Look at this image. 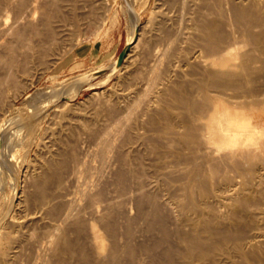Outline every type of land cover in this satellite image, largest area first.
I'll return each instance as SVG.
<instances>
[{
	"label": "rangeland",
	"instance_id": "rangeland-1",
	"mask_svg": "<svg viewBox=\"0 0 264 264\" xmlns=\"http://www.w3.org/2000/svg\"><path fill=\"white\" fill-rule=\"evenodd\" d=\"M15 1H13V0H0V2L2 3V4L0 3V7H1L0 8V22L5 26L4 27L2 24L0 25V29H1L0 34L2 32V35H0V56H1L0 57V76H2L0 78L2 80H0V82L1 81L3 83L5 82V84H3V85H1L2 83H0V85H1L0 89L5 90L3 88L5 86H6L5 88L7 89V90H5L6 91L5 93H7V94H5V96H4V99H5V97H7L6 98L7 100H5L3 105H0L1 106V108H0V126H1L0 130L3 131L2 133L5 134V138L8 140V143H10V150H11L12 159L13 158L15 159V160L14 159L13 160L16 162V165H17L16 168L13 170V169L5 166V164H3V162L2 163L0 162V166H1V168H0V237H1V235L3 236L0 238V249L3 246L5 247L4 257H5L6 261L8 260L7 263L10 264V260L12 258H14L15 260L12 259L13 262L18 261L17 262L18 264H34V263L35 264H40V263L44 264L45 262H47L46 259L49 262L48 264H53L54 262L52 260H55V256L52 257L53 254L49 250V246H48V244H49L48 239H50V235L53 233V231H54V233H58V234L64 235V236L67 234L66 235L67 238L69 237V239L74 240L76 235H77L75 232V228H74L75 227L74 222H76V220H79V218L82 216L81 214H83V217L80 218L81 221H85L86 223L91 221L90 219L92 216L89 215L90 214L89 208L88 209L86 208V207H88L87 205L89 204V200H88V196L85 193H88L89 191L95 192V190L97 191L100 188H101L100 190H102V188H103L102 192H104L105 193L104 195L107 197L108 196L114 197V195H116L118 193L119 185L117 182V174H118V171L120 169V166H122L120 163L118 155L122 151H123L122 152L123 154L127 153L126 155H128V156H126V158L128 157L126 160L127 167L129 168V166H130L131 168L134 167L135 168L134 170L137 169V171H138L137 174H139L140 178L139 177L134 178V180H133L134 176L131 174L129 175V173H128V175H126L127 178L125 177V179H124V181H126V183H124V185L126 184L125 185L126 187L124 188L125 189L124 196L119 195L120 194V192H119V194H117L118 197L115 198L116 197L115 196L114 199H112L114 202V205L115 204L118 205V206H115L116 208L113 207L116 215H122L123 214L121 216V220H124V221L121 222V220H119L120 218H118L119 223L120 224L123 223V224H121V226L125 225L124 223H126V220L124 218L125 217L124 213L128 214V215L126 214L127 215L126 217H130V216L133 217V215L135 217V213H136L137 219L135 220L134 223H135V225L136 224H138V225L133 226V228L136 230L135 231V239L137 241L135 240V242H137L138 244H140L142 242V244H144V245H152L153 243L161 242L160 240H162V243H161L160 247L158 248L159 251H160V249H163L165 246H167L169 243L177 244L178 243V237L173 233V230L176 227V224H174V223H176L175 217L181 216L182 212L187 210V208H185V210H182V209L184 207L183 205L188 203V202H186L187 198L184 199L186 196H183V194L185 195L186 192H184L185 190H184V188H182L183 183H181L182 182V175H183L182 171H184V169H186L187 167H189V169H191L193 167L192 165H194V164L192 162H190L191 163L190 164L189 162L184 161V159L186 157L191 158L192 153L190 151H188L187 149H185V146L183 147L180 143L177 142V139L175 138L176 135H174L175 134L174 131H172V133H173L172 134L171 131L170 132L168 131L169 129H166V125H165L166 119H164V118L166 115L169 116V113H170L169 117L173 116L172 117L173 120L171 118L170 119L172 120L171 122H173V125H175L174 130L175 131L182 130V128L180 127V123H179L180 121H178V120L181 118V115L182 116L184 115L183 113H185V115L188 113H187L186 109L183 108L184 104L182 105V103L179 102L180 100H181V102H183L182 98H180V100H179V98H176V97L179 96L180 94H181L180 96H182V93L185 94L186 92L190 93V92L194 91V93H195V87L193 86L192 81L195 80L194 79L195 77L197 78L198 76H200L199 74H200V70L202 67L201 65H199L197 59H200V58L204 59V56L206 54H207L206 56H208V59H209V56L212 54V53H209L207 51L208 49H205L204 47L203 48L206 50V53L205 54L203 53L205 50L202 52L204 54V56L201 53V51H202L201 49H203V48L200 49V47H201L200 45L202 44V40H200V39H201L202 35H200L201 31L198 28H199V24H201V22H203V20H205V18H206L205 16L207 15L208 17H210L211 13H213V10L217 8L216 7L217 4H215L216 0L215 1H213V0L212 1L211 0H204V1L203 0H133V2H131L132 0H55V1L37 0L38 3L37 2L36 3L38 5L42 2L41 4L43 5V7H42L43 9H44V6L46 7V10L48 8L49 9L51 8L50 12L52 11L53 14H51L50 12H49V14L53 15V17L51 16L52 20H54V21H52V24L55 23L54 27L57 25L55 28L57 29L56 30L57 33L60 34V35L57 34V39L55 40V43H53L51 47H50V44L48 43V41L46 42L42 38V37L47 38L46 34L48 31L46 29V26L42 25L43 19H42V16L40 15L39 12H35L34 14H32V18H31V16L27 17V18H31L33 20V21L31 20L32 21V23L30 22L31 24L29 23L30 25L29 24L24 25V26L21 25V29H22V27H23V29L25 27H27L23 31V32H25V35H26L25 37L23 35L24 33L22 34V36L16 37V35L11 34L5 30L2 31V29H5L8 25H10L12 23L11 19H12V21L14 20V17L12 14H13V11H15V9H14L15 7H13L14 4L16 5ZM49 1L56 2V6L54 3H49ZM224 1L222 0V2H221L222 5L220 4V7L222 6L221 8L223 10L222 18L224 19V21H226L225 22L226 24L231 25L230 22L228 23V21H230V16H231L229 14V7H230L229 4L231 2H234V1L238 2V3L241 2V4H242V3H245L247 0H230V1L228 0V2H227V0H226V2H224ZM26 2L25 3L27 5H25L24 8L25 9L27 8L26 9L27 11H23V12H25L26 14H30L33 12V10H32L33 5L30 3V0H27ZM44 2H46V4ZM211 2H213V3H211ZM207 3H208V5H207ZM51 4L54 7H50ZM213 4H215V5H213ZM224 5L226 7L228 6V8H226ZM212 7H214V8L212 9ZM209 12H211V13H209ZM225 12H227V13H225ZM46 13H48V11H46ZM208 13H209V15H208ZM225 15H227V16H225ZM181 20H182V22H181ZM36 21H39V22H36ZM36 25H37V28L40 30L39 31L40 34L41 33L42 34L39 35L38 37H37V35H33V38H32L31 37L32 36L31 35V31H32L31 28L32 27L34 28ZM236 25H237L236 23L232 24L231 26H228V27H230V29L229 28L228 29L229 30H236V29H233V28L237 27ZM184 26L186 27V29ZM28 27H30V28H28ZM237 28H239V27H237ZM27 29H29L31 31L28 30L29 32H27ZM237 32H236V35L238 36L237 38H239L238 41L240 44L239 50H243L245 48V46H243L242 37L240 39V35H239L240 33L239 32L237 33ZM27 34H28V36H27ZM193 36H195L196 39ZM15 37L17 38V40L15 39ZM40 37L42 38V40L40 39ZM134 37L135 38L139 37L140 40L138 43L139 46L132 49L133 44L131 42L134 39ZM178 37H179V39H178ZM20 38H21V40H25L27 38L28 39L25 41H20ZM29 38H31L32 39L31 42L35 44L34 49L36 50V52L38 51L37 53L35 52V50H33V52L31 51L33 53L32 54L31 52H29L31 49H28L25 46H24L25 49L23 48L24 43L29 41ZM180 39H182V41H180ZM194 39L196 40V42ZM202 39H203V36H202ZM186 40H187V42H186ZM183 41H185V42H183ZM189 41H190V43H189ZM1 43H2V45H1ZM11 43H12V45H11ZM46 43L49 45H46ZM126 43L131 44V46H130L131 51H130V49L128 51V52H130V56L128 57V59L125 58L126 60L125 59L123 60V63L121 64V66L118 69H115L113 67L115 64V58H116L117 54L119 53V51L124 47V45ZM188 43L191 45H189ZM184 44H186V45H184ZM38 45H40V46H38ZM193 45H194V47H193ZM46 46H48V47H46ZM174 46H175V48H173ZM11 47H13V48L10 49ZM40 47H42V48H40ZM6 48H9L11 51L9 49H6ZM43 48H45L46 50ZM179 48H180V50H179ZM185 48H187L189 50H187ZM42 49H43V51H42ZM166 49H167V51H166ZM182 49H184L185 52ZM190 49H192L191 53H190ZM5 51H6V53H5ZM27 51L29 52L28 55L30 56V57H28L29 58L28 61H30L28 63L29 64L28 72H26L24 74L21 72H18L17 75L15 76L16 80L13 78V76L7 78L8 80H6L5 76L8 73L7 70H10L9 64H7V63L8 62L10 63L12 58L14 60H17V62H18L20 60V58L24 57V55H25V53H27ZM44 52H47V53H44ZM160 52H161V54H160ZM187 52H188V54H187ZM167 53H170V54H167ZM198 53H201L202 55L201 54H199V55H201L202 57L200 56V58H197V57H199ZM150 54H151V56H150ZM2 55H3V57H2ZM44 55H46V56H44ZM31 57H32V59H31ZM156 58H157V60H156ZM7 59H8V61H7ZM154 60L157 62H155ZM159 60H160V62H159ZM171 60H173V61H171ZM21 61H22V59L20 60V62ZM37 66L39 69L37 68ZM16 67H17V65L13 66V68H14L13 72L16 71L15 70ZM161 68H162V70H161ZM98 69H106V70L104 71V73H102L98 76H94V74H93L94 71L98 70ZM173 69H174V71H173ZM198 69H200V70H198ZM161 74H162V76H161ZM178 74H179V76H178ZM188 74H189V76H188ZM193 74H195V75H193ZM151 75H152V78H151ZM184 77H186V78H184ZM10 78H11V80H10ZM170 79H173V81ZM188 79H191V80H188ZM17 81H18V83H17ZM184 81H186V82H184ZM261 83H262V81H261ZM168 84H171V85H168ZM258 84H260L259 81H258ZM157 85L159 88L157 87ZM174 86H176V87H174ZM169 87H171V88H169ZM177 87L179 88V90L177 89ZM180 89H181L182 93L180 92V94H179L178 92L180 91ZM185 90H186V92H185ZM146 91H147V94H146ZM174 91H176L175 92L176 96H174L175 93L173 94ZM188 93H186V94H188ZM211 94H214V91L211 92ZM157 95H158V97H157ZM194 97L196 98V96H194ZM197 97H198V95H197ZM172 98L174 99L175 102L173 101ZM223 99L225 101L230 100V98H225V97H223ZM146 100H149V101H146ZM144 101H146V102H144ZM140 102H142V103H140ZM160 102H161V104H160ZM39 104L41 107V111L39 113L40 116H37L33 120L31 118L29 120L22 121L21 123H18L20 121V119H18V118H20L22 116V113L25 110H27L30 107L39 105ZM155 105H156V107H155ZM160 105H161V107H159ZM165 105H167V106H165ZM177 105H180V106H177ZM146 106H148V107H146ZM115 108H117V109L115 110ZM161 109H162V112H161ZM172 109H173V111H172ZM177 109L181 113L182 112L183 113L181 114L179 111H177ZM183 109L185 110V112ZM125 110H126V112H125ZM164 111H168L169 113L165 112V114H164ZM117 112H120L121 114L117 113ZM157 112H159V113H157ZM249 113L252 115H256V116H254V119H253L254 121L257 120V122L255 124L256 125L255 128H259L261 130L259 133L256 134L255 140L261 141L260 140L261 138H262V140H264V112H259V109H254V110H251ZM130 114H132V115H130ZM154 114H156V115H154ZM163 114H164V116H163ZM126 116H128L129 118L126 119ZM138 116H139V118H138ZM147 116H148V118H147ZM152 116L153 117L156 116L155 120ZM156 118H158V119H156ZM148 119H150V120H148ZM31 120H32V122H31ZM144 120H147L146 123ZM152 120H153V122H151ZM109 121H111L113 124ZM122 121H123V123H122ZM25 122L27 123L26 125L24 124ZM30 122H31V124H29ZM127 122H129V123L127 124ZM143 122L145 123V125H143ZM159 122L162 124H160ZM132 123H134V125ZM175 123H177V125ZM122 124H123V126H122ZM129 124H131L133 126H131ZM19 125H21V127ZM161 125H162V127H161ZM147 126H148V128H146ZM163 126H165L164 130H162ZM176 126L178 127V129H176L177 128ZM115 127H116V129L114 131ZM123 127L126 129H124ZM101 128H103V130ZM145 128L148 130H146ZM7 129H8V131H7ZM135 129H136V131H135ZM122 130H123V132H121ZM126 130H128L129 132ZM125 132L128 136L125 134ZM118 133L119 134L122 133L121 134L122 137ZM138 134H140V135L138 136ZM75 136H77V137H75ZM135 136H137V137H135ZM76 138H78L79 140ZM84 138H86V139H84ZM122 138H124V139H122ZM156 138H157V140H156ZM174 138L176 139V141ZM72 139L74 142L72 141ZM103 139H104V141H102ZM147 139H149V142ZM163 139H166V140H163ZM117 140L120 141V143ZM131 140H133V141H131ZM87 141H88V144H87ZM105 141H106V143H105ZM121 141H122V143H121ZM167 141H168V143H167ZM77 142L78 143L80 142V143L78 144ZM131 142H132V144H131ZM97 143L99 145H97ZM72 144H73L74 148L72 147ZM110 144H112V145H110ZM162 144L163 145L165 144V145L162 146ZM76 145L77 146L79 145L78 147L80 149H78V147ZM113 145H114V147H113ZM68 146H69V148H68ZM172 146H173V148H172ZM70 148H72L73 150L75 149V150L73 151ZM160 148L163 152L160 150ZM111 149L114 150L115 152L113 153V151ZM138 149H139V151H138ZM156 150H157V152H156ZM184 150H186V151H184ZM262 150L264 151V145H262V149L261 150L259 149V151H258V154L261 155L260 157L264 156V152L261 153ZM64 151H65V154L63 155ZM71 151H73V152L71 153ZM93 151H95V152H93ZM176 151H178V152H176ZM103 152H105V153L107 152L108 154H110V156L106 153L107 155L105 154L106 157L104 158ZM69 153L71 154V157L68 155ZM147 153H149L150 155H148ZM99 154H100V156H98ZM168 154H170V155H168ZM72 155H73V157H72ZM113 155L115 157H113ZM154 155H155V157H154ZM178 155H180V157ZM184 155L186 157H184ZM49 156L50 157L52 156V157L50 158ZM92 156H94V157H92ZM135 156H136V158H135ZM170 156H172V157L170 158ZM68 157H69V159H68ZM159 157L161 159H159ZM182 157H184V158H182ZM260 157L257 159L261 160ZM73 158H75V159H73ZM189 158H186V159L188 160ZM46 159H47V161H45ZM59 159H61V160H59ZM147 159L149 162L147 161ZM85 160H87V161H85ZM113 160H114V162H113ZM99 161L101 163H99ZM131 161L134 162L133 163L134 166L132 165ZM136 161H137V163H136ZM49 162H50V164H49ZM57 162H59V163L57 164ZM102 162H106V163H102ZM115 162L118 165H116ZM176 162H177V166H176ZM85 163H86V165H85ZM254 163H257V162H254ZM181 164H182V167H181ZM188 164H190V165H188ZM52 165H54V166H52ZM48 166H49V168H48ZM83 166L85 168H83ZM90 166H91V168H90ZM151 166H152V168H151ZM155 166H156V168H154ZM190 166H192V167H190ZM142 167L143 168L145 167L144 168L145 171L143 170ZM163 167H165V169ZM56 168H58V169H56ZM115 168H117V169H115ZM158 169H159V171H158ZM61 170H63V171H61ZM70 170L72 172H70ZM170 170H172V171H170ZM187 170H188V168H187ZM55 171H57V172H55ZM113 171H114V173H113ZM156 171H158V172H156ZM109 172H111V174ZM171 172H172V174H171ZM69 173H70V175H69ZM71 173H72V175H71ZM46 174L50 175V176L47 177ZM66 174H68V175H66ZM163 174L166 176H164ZM43 175H45V176L43 177ZM62 175H64V176L62 177ZM107 175L109 178L107 177ZM142 175L144 178L142 177ZM155 175H156V177H155ZM95 176H96V178H95ZM45 177H47V178L44 179ZM135 177H137V176H135ZM167 177H169V178L166 179ZM147 178L150 180H148ZM47 179H48V181H47ZM72 179H74V180H72ZM139 179H141V180H139ZM64 180H65V183H63ZM82 180H85V181H82ZM93 180H94V182H93ZM143 180H146V181H143ZM70 181H71V183H70ZM172 181H173L174 185L172 184ZM179 181L181 184L179 183ZM48 182H50V183H48ZM41 183H43L44 185ZM40 184L42 186H40ZM63 184L66 185V187ZM95 184H96V186H95ZM162 184H164V185H162ZM52 185H54L55 187L53 186L51 189L50 187ZM135 185L136 186L139 185L137 187L138 190L136 189ZM93 186H95V187H93ZM39 187H42L44 189L39 188ZM66 188L68 191L66 190ZM115 188H116V190H115ZM21 189L23 190L22 192H21ZM106 189H107V191H106ZM158 189H160V190H158ZM162 189H163V191H162ZM77 190H78V192H77ZM79 190L80 191L83 190L84 192L88 190V192L84 193L82 191L83 192V194H82V192H79ZM154 190L156 192H154ZM115 191H117V192H115ZM126 191L128 194L126 193ZM111 192H112V194H111ZM147 192H148V194H147ZM166 192H167V194H169L170 192L171 193L169 195H167ZM174 192L175 193L177 192V193L175 194ZM20 193H21V195H20ZM151 193L156 194V196L160 195L158 197V198H160V200L162 198V199H166L165 201H167V204H164L162 206L161 211H162L163 216L165 215V213L167 211V213H166L167 216L165 215V217H164L166 219V220H164L165 221L164 224L169 222L165 225L166 229L169 228L168 230L170 231V234L168 235L169 239L167 237L168 240L164 239L163 235H161L162 231L160 229V225L156 226L157 223L155 221H153V222H155V224L152 222L151 218H153V216L151 215V212H149V211H151V209L148 208L149 206L151 207V205H150V202L147 201V199H146V194L151 195ZM178 193H181V194H178ZM19 196H21V202H20L19 206L16 207L15 205H16V202L18 201ZM39 196H40V198H39ZM43 196H44V198H43ZM80 196H81V198H80ZM120 196H122V197H120ZM130 196H131V199H130ZM171 196L174 198H172ZM175 196H177V197H175ZM180 196H182L183 198ZM35 197H37V198H35ZM82 197H84V198H82ZM86 197H87V199H86ZM119 197H120V200H117V199H119ZM66 198H68V199H66ZM73 198H75V199H73ZM110 199H111V197H110ZM115 199H116V201H115ZM142 199H143V201H142ZM171 199H173V200H171ZM53 200H54V202H53ZM39 201L41 203H39ZM117 201H119V203H116ZM135 201H136V203H135ZM181 201H183V202H181ZM76 202L79 205V207L76 204ZM120 202H122L123 204L122 203L120 204ZM132 202H134V203H132ZM140 202H141V204H140ZM51 203H52V205H51ZM68 203H69V205H68ZM126 203H129V204L126 205ZM130 203H131V205H130ZM181 203H183V205ZM64 204L69 206L68 209H67V206ZM119 205H121V206H119ZM35 206H37L38 208ZM49 206H51V207H49ZM61 206H62V209H61ZM179 206H181L182 208ZM52 207H54L53 210L50 209ZM76 207H77V209H76ZM117 207L119 210L117 209ZM20 208H21V210H20ZM74 208H75V210H74ZM78 208H80L81 210H79ZM121 208L124 210H122ZM37 209H38V211H37ZM48 209L52 210L51 213H50V210H48ZM66 209H67V211H66ZM180 209H181V211H180ZM77 210H79L80 212L82 211L81 214H78L79 211H77ZM126 210H128V211H126ZM138 210H143V212L140 214V213H138ZM44 211L45 212L47 211L46 214ZM83 211H85V212H83ZM146 211L149 213H147ZM61 212L63 213V215H61L62 214ZM65 212L71 213V214L68 213L70 218H67V216H64ZM132 213H134V214L132 215ZM179 213H181V214H179ZM11 214H13L14 217L16 216V218H18V220L23 221V222H21V224L18 226L14 225L15 227L14 226L12 227L13 222H11V220H8V219H10ZM142 214L144 215V217L147 218V220H146V218H145V220L144 219L142 220V218H144V217H142ZM148 214H150V215H148ZM71 215H72V217H71ZM79 215H80V217H79ZM84 215L86 216L85 218H84ZM137 215H139V216H137ZM62 217H63V219L61 220ZM148 217H150V218H148ZM65 219H69V220L68 221L66 220L67 222L63 221ZM82 219H84V220H82ZM139 219H140V221H139ZM45 223L48 225H46ZM149 223H152V224L150 225ZM168 224H169V226H168ZM3 226H4V228H2ZM66 226H68V227H66ZM154 226H156V227H154ZM182 227L184 228V230L186 229L188 231L187 226L182 225ZM98 228H99V226H98ZM62 229H64V230H62ZM153 229H155L154 231L156 233L153 231ZM12 230H14V231H12ZM21 230H22V232H20ZM150 230H151V232H149ZM46 231L48 232L49 235L47 234ZM71 231H72V233H70ZM100 231H102V230L100 229ZM139 231H140V233H139ZM171 232H172V234H171ZM142 233L143 234L146 233L145 234L146 236L143 235ZM137 234H140V235H137ZM105 235L106 234L104 232H102L103 241H104V249L102 252H105V253H101V255L99 257L94 256L93 257L94 263H97V262L99 263L100 261H102V257H105V255L107 253V249H108L107 247L109 246V239L107 237H105ZM136 236H137V238H136ZM149 236H151V237L149 238ZM158 236H159V238H158ZM41 237H42V239H41ZM27 239H29V240H27ZM147 240H148V242H147ZM176 241H177V243H176ZM120 242H121V240H120ZM40 243H41V245H40ZM29 245H30V247H29ZM259 245L263 246V243L259 242ZM45 248H46V250H45ZM90 251H91V248H90ZM11 252H13V254ZM14 253H16V254L14 255ZM9 257H11V258H9ZM35 257H37V258H35ZM52 258H54V259H52ZM62 259L64 260V264H68V263H70V264H72V263L73 264H79V263L82 264L80 259L78 257H76V255L72 256L71 253L70 254L69 253L64 254ZM15 262H14V264H15Z\"/></svg>",
	"mask_w": 264,
	"mask_h": 264
},
{
	"label": "bare ground",
	"instance_id": "bare-ground-1",
	"mask_svg": "<svg viewBox=\"0 0 264 264\" xmlns=\"http://www.w3.org/2000/svg\"><path fill=\"white\" fill-rule=\"evenodd\" d=\"M15 1V0H13ZM27 1V0H26ZM25 0H16L15 11H13V17L14 20L11 19V24L8 25L5 29H2V31H7L11 34L16 35V37L22 36V34L25 35V27L21 29V25H27L30 22L32 23V14L35 12H39L42 16L43 23L42 25L46 26L47 29V38H44V41H48L50 44V47L53 43H55V40L57 39V29L54 27V24H52V17L53 15H50V9L48 8L46 10V7L44 6V9L42 8L40 4L38 5L37 0H30V3L33 5V12L30 14H26L23 11H27L24 6L27 5ZM55 1V0H51ZM54 3L56 6V2ZM204 1V0H203ZM212 1V0H211ZM215 1V0H213ZM224 1V0H223ZM230 1V0H229ZM3 2V1H2ZM7 2V1H6ZM26 2V3H25ZM37 2V3H36ZM40 2V1H39ZM133 2V0L131 1ZM210 2V1H209ZM217 8L213 10V13H211L210 17L207 15L205 16V20L199 24V30L201 31L202 44L200 45L201 48L208 49L207 51L209 53H212L209 56H204L206 53V50L203 48L201 49V53L204 56L203 58H200L202 55L201 53H198L197 59L199 65H201L200 70V76L197 78L195 77L192 81L193 86L195 87V93L194 91L186 94L182 93V96H177L176 98H182L179 101L184 104L183 108L186 109L187 113H183L184 115H181V118L178 120L180 121V127L182 130L175 131L173 125V122H171L173 119L170 116V113L168 111H164L169 113V116L166 115L164 119H166V129H169L168 131L172 133L174 131L175 138L177 139V142L180 143L183 147L185 146V149L190 151L192 153L191 158L188 160L184 159L185 162H192L194 165L190 166L191 169L187 168L184 169L183 175H182V182L184 188L185 195L184 199L187 198L188 202L187 204L181 203L184 207L181 216L175 217L176 227L173 230V233L178 237V243L173 244L169 243L167 246H165L163 249L158 250L160 247L161 242H155L152 245H144L142 242L138 244L135 242V229L133 226L135 225V220L137 219L136 213L134 217V213H132L133 217H126L128 214L124 213V218L126 220V223H124V226H121L123 223H119V220H121V216L123 215H116L114 208V202L112 199L117 198L119 195L124 196L125 194V185L126 181H124L126 175H133L134 178H138L139 174H137V169L135 168H129L126 164V154H123L122 152L119 153V160L122 166H120V169L117 174V182L119 185V191L116 195L110 196L108 198L105 196L104 192L102 190H95L92 192L85 193L88 196L89 204L86 207L89 208V215H91V221L85 222L81 221L80 218L83 217V214L79 210V213L82 216L79 215V220H76L75 223V232L76 237L74 240L67 238L66 235H60L58 233H53L50 235V239H48V246L49 250L52 252V257L55 256V260H51L54 262L53 264H64V260L62 259L63 255L66 253H71L72 256L78 257L82 264H264V156L260 157L261 155L258 154L259 149H262V145H264V140L262 138L261 141L255 140V136L257 133H259L261 130L256 127V121H254V116L249 112L254 109H259V112H264V0H247L245 3L241 2H231L229 4V14L230 16V24H237L236 26L239 27L233 28L236 30H229L231 26L229 24H226L224 19L222 18V6L220 7V4L222 0H216ZM226 2V0L224 1ZM223 2V3H224ZM228 2V0H227ZM1 3V2H0ZM29 3V4H30ZM46 4V2H44ZM43 3V4H44ZM206 3V2H205ZM213 3V2H211ZM2 4V3H1ZM11 4V3H10ZM30 4V5H31ZM213 4V5H215ZM132 5V4H131ZM204 5V4H203ZM208 5V3H207ZM222 5V4H221ZM29 6V5H28ZM225 6V5H224ZM223 6V7H224ZM3 7V6H2ZM11 7V6H10ZM12 7V8H13ZM50 7H54L52 4ZM205 7V6H204ZM226 7V6H225ZM224 7V8H225ZM1 8V7H0ZM24 8V9H23ZM32 8V7H31ZM214 7H212L213 9ZM228 8V6L226 7ZM59 9V8H58ZM206 9V8H205ZM48 11V13H46ZM55 11V10H54ZM209 11V10H208ZM226 11V10H225ZM228 11V10H227ZM15 12V13H14ZM202 12V11H201ZM51 14L52 11L50 12ZM208 13V15H209ZM227 13V12H225ZM3 14V13H2ZM37 14V13H36ZM56 14V13H55ZM54 14V15H55ZM15 15V16H14ZM39 15V16H40ZM202 15V14H201ZM28 16H31V18H27ZM38 16V17H39ZM52 16V17H51ZM227 16V15H225ZM37 17V16H36ZM56 17V16H55ZM59 17V16H58ZM232 17V18H231ZM26 18V19H25ZM197 18V17H196ZM34 19V18H33ZM54 19V18H53ZM58 19V18H57ZM228 19V18H227ZM32 20V21H31ZM40 20V19H39ZM198 20V19H197ZM196 20V21H197ZM59 21V20H58ZM61 21V20H60ZM6 22V21H5ZM39 22V21H36ZM182 22V20H181ZM200 22V21H199ZM198 22V23H199ZM8 23V22H7ZM30 23V24H31ZM41 23V22H40ZM39 23V24H40ZM2 23L0 22V25ZM29 24V25H30ZM37 24V23H36ZM161 24V23H160ZM166 24V23H165ZM173 24V23H172ZM3 25V24H2ZM38 25V24H37ZM37 25L31 30L27 29V32L31 31V37L33 38V35H37V37L40 34V30L37 28ZM164 25V24H163ZM191 25V24H190ZM198 25V24H197ZM4 26V25H3ZM188 26V25H187ZM234 26V25H233ZM5 27V26H4ZM44 27V26H43ZM42 27V28H43ZM167 27V26H166ZM185 27V26H184ZM30 28V27H28ZM60 28V27H59ZM58 28V29H59ZM229 28V29H228ZM178 29V28H177ZM184 29V28H183ZM182 29V30H183ZM186 29V27H185ZM188 29V28H187ZM1 30V29H0ZM29 30V31H28ZM42 30V29H41ZM45 30V29H44ZM163 30V29H162ZM239 32L240 39L242 37V43L245 48L243 50H239V41L236 35V32ZM166 32V31H165ZM187 32V31H186ZM237 32V33H238ZM164 33V32H163ZM162 33V34H163ZM169 33V32H168ZM174 33V32H173ZM172 33V34H173ZM30 34V33H29ZM153 34V33H152ZM161 34V33H160ZM165 34V33H164ZM171 34V35H172ZM193 34V33H192ZM2 35V32L1 34ZM196 35V34H195ZM198 35V34H197ZM28 36V34H27ZM43 36V35H42ZM199 36V35H198ZM15 39L17 40V38ZM36 37V38H37ZM171 37V36H170ZM177 37V36H176ZM195 38V36H193ZM40 37V39L42 40ZM184 38V37H183ZM187 38V37H186ZM189 38V37H188ZM19 39V38H18ZM24 39V38H23ZM28 39V38H27ZM25 39V40H27ZM177 39V38H176ZM179 39V37H178ZM196 39V38H195ZM194 39V40H195ZM8 40V39H7ZM21 40L20 41H25ZM31 38H29V41L25 42L23 45L27 47L28 49H31L29 52H33L35 44L31 42ZM38 40V39H37ZM60 40V39H59ZM139 37L134 38L132 40V49L136 48L139 43ZM185 40V39H184ZM192 40V39H191ZM34 41V40H33ZM36 41V40H35ZM182 41V39H180ZM40 42V41H39ZM42 42V41H41ZM161 42V41H160ZM164 42V41H163ZM171 42V41H170ZM185 42V41H183ZM182 42V43H183ZM187 42V40H186ZM193 42V41H192ZM191 42V43H192ZM196 42V40H195ZM190 43V41H189ZM188 43V44H189ZM200 43V42H199ZM39 44V43H38ZM43 44V43H42ZM46 43V45H49ZM164 44V43H163ZM179 44V43H178ZM187 44V45H188ZM194 44V43H193ZM2 45V43H1ZM6 45V44H5ZM12 45V43H11ZM166 45V44H165ZM176 45V44H175ZM186 45V44H184ZM191 45V44H189ZM197 45V44H196ZM40 46V45H38ZM3 47V46H2ZM43 47V46H42ZM40 47V48H42ZM48 47V46H46ZM55 47V46H54ZM53 47V48H54ZM194 47V45H193ZM5 48V47H4ZM11 47L10 49H12ZM20 48V47H19ZM18 48V49H19ZM22 48V47H21ZM39 48V47H38ZM151 48V47H150ZM154 48V47H153ZM166 48V47H165ZM175 48V46L173 47ZM178 48V47H177ZM198 48V47H197ZM9 49V48H6ZM9 49V50H10ZM17 49V50H18ZM25 49V48H24ZM45 49V48H43ZM42 49V51H43ZM52 49V48H51ZM162 49V48H161ZM187 49V48H185ZM46 50V49H45ZM44 50V51H45ZM56 50V49H55ZM58 50V49H57ZM171 50V49H170ZM175 50V49H174ZM180 50V48H179ZM184 51V49H182ZM181 50V51H182ZM189 50V49H187ZM11 51V50H10ZM25 53L22 61L20 60L17 62V60H12L9 64V69L7 70V75L5 76V79L12 77L16 80V75L18 72L26 73L29 70V62L28 57H30L28 54L29 52ZM54 51V50H53ZM131 51V49H130ZM157 51V50H156ZM155 51V52H156ZM167 51V49H166ZM177 51V50H176ZM175 51V52H176ZM192 49H190L191 53ZM13 52V51H12ZM31 52V53H32ZM36 52V50H35ZM38 52V51H37ZM36 52V53H37ZM58 52V51H57ZM179 52V51H178ZM185 52V51H184ZM6 53V51H5ZM47 53V52H44ZM153 53V52H152ZM151 53V54H152ZM183 53V52H182ZM33 54V53H32ZM39 54V53H38ZM43 54V53H42ZM49 54V53H48ZM53 54V53H52ZM150 54V56H151ZM161 54V52H160ZM170 54V53H167ZM172 54V53H171ZM188 54V52H187ZM196 54V53H195ZM201 54V55H199ZM35 55V54H34ZM47 55V54H46ZM44 55V56H46ZM154 55V54H153ZM174 55V54H173ZM186 55V54H185ZM32 56V55H31ZM36 56V55H35ZM58 56V55H57ZM130 56V52H128L125 56L126 59ZM148 56V55H147ZM156 56V55H155ZM179 56V55H178ZM181 56V55H180ZM1 57V56H0ZM3 57V55H2ZM170 57V56H169ZM175 57V56H174ZM185 57V56H184ZM191 57V56H190ZM202 57V56H201ZM41 58V57H40ZM47 58V57H46ZM124 58V59H125ZM32 59V57H31ZM42 59V58H41ZM125 59V60H126ZM180 59V58H179ZM47 60V59H46ZM51 60V59H50ZM152 60V59H151ZM157 60V58H156ZM195 60V59H194ZM8 61V59H7ZM39 61V60H38ZM43 61V60H42ZM155 61V60H154ZM173 61V60H171ZM185 61V60H184ZM6 62V61H5ZM41 62V61H40ZM157 62V61H155ZM160 62V60H159ZM164 63V62H163ZM181 63V62H180ZM193 63V62H192ZM197 63V62H196ZM45 64V63H44ZM152 64V63H151ZM166 64V63H165ZM176 64V63H175ZM195 64V63H194ZM17 65L15 68V72H13L14 68L13 66ZM154 66V65H153ZM166 67V66H165ZM38 68V66H37ZM36 68V69H37ZM39 69V68H38ZM47 69V68H46ZM195 69V68H194ZM159 70V69H158ZM162 70V68H161ZM37 71V70H36ZM174 71V69H173ZM164 72V71H163ZM162 72V73H163ZM191 72V71H190ZM189 72V73H190ZM170 73V72H169ZM173 73V72H172ZM164 74V73H163ZM20 75V74H19ZM30 75V74H29ZM156 75V74H155ZM160 75V74H159ZM195 75V74H193ZM192 75V76H193ZM162 76V74H161ZM165 76V75H164ZM179 76V74H178ZM189 76V74H188ZM2 77V76H0ZM19 78V77H18ZM152 78V75H151ZM163 78V77H162ZM186 78V77H184ZM188 78V77H187ZM13 79V80H14ZM160 79V78H159ZM158 79V80H159ZM164 79V78H163ZM0 80H2L0 78ZM11 80V78H10ZM9 80V81H10ZM23 80V79H22ZM173 81V79H170ZM186 80V79H185ZM191 80V79H188ZM160 81V80H159ZM162 81V80H161ZM258 81L260 84H258ZM262 81V83H261ZM13 82V81H12ZM186 82V81H184ZM1 85L5 84L2 81ZM18 83V81H17ZM16 83V84H17ZM165 83V82H164ZM168 83V82H167ZM174 83V82H173ZM191 83V82H190ZM157 84V83H156ZM160 84V83H159ZM176 84V83H175ZM0 85V86H1ZM7 85V84H6ZM161 85V84H160ZM171 85V84H168ZM179 85V84H178ZM190 86V85H189ZM6 87V86H5ZM5 87H3L5 90H7ZM9 87V86H8ZM158 87V85H157ZM168 87V86H167ZM176 87V86H174ZM185 87V86H184ZM1 88V87H0ZM159 88V87H158ZM171 88V87H169ZM192 88V87H191ZM9 89V88H8ZM155 89V88H154ZM157 89V88H156ZM179 90V88L177 87ZM190 89V88H189ZM3 89H0V105H3L5 100H7L4 96L6 91ZM147 90V89H146ZM192 90V89H191ZM212 90V91H211ZM151 91V90H150ZM157 91V90H156ZM172 91V90H171ZM214 91V94H211V92ZM164 92V91H163ZM169 92V91H168ZM176 91L173 92V94ZM158 93V92H157ZM147 94V91H146ZM161 94V93H160ZM169 94V93H168ZM55 95V94H54ZM149 95V94H148ZM162 95V94H161ZM198 95V97H197ZM225 95V96H224ZM228 97H227V96ZM7 96V95H6ZM56 96V95H55ZM145 96V95H144ZM176 96V93L175 95ZM196 96V98L194 97ZM158 97V95H157ZM161 97V96H160ZM173 97V96H172ZM230 98V100L225 101L223 99ZM140 98V97H139ZM156 98V97H155ZM149 99V98H148ZM163 99V98H162ZM173 99V98H172ZM143 101V100H142ZM149 101V100H146ZM144 101V102H146ZM166 101V100H165ZM174 101V99H173ZM177 101V100H176ZM155 102V101H154ZM175 102V101H174ZM135 103V102H134ZM139 103V102H138ZM142 103V102H140ZM148 103V102H147ZM159 103V102H158ZM155 104V103H154ZM153 104V105H154ZM161 104V102H160ZM164 104V103H163ZM176 105V104H175ZM33 106V105H32ZM113 106V105H112ZM144 106V105H143ZM167 106V105H165ZM180 106V105H177ZM117 107V106H116ZM148 107V106H146ZM152 107V106H151ZM154 107V106H153ZM156 107V105H155ZM158 107V106H157ZM161 107V105L159 106ZM169 107V106H168ZM182 107V106H181ZM1 108V106H0ZM138 108V107H137ZM142 108V107H141ZM140 108V109H141ZM113 109V108H112ZM117 108H115L116 110ZM130 109V108H129ZM133 109V108H132ZM144 110V109H143ZM184 110V109H183ZM41 111L40 104L30 107L27 110H25L22 113V116L18 119L20 121L18 123H21L22 121H26L32 118H36L37 116H40L39 113ZM114 111V110H113ZM131 111V110H130ZM129 111V112H130ZM140 111V110H139ZM149 111V110H148ZM173 111V109H172ZM177 111H179L177 109ZM126 112V110H125ZM145 112V111H144ZM150 112V111H149ZM162 112V109H161ZM171 112V111H170ZM176 112V111H175ZM174 112V113H175ZM180 112V111H179ZM185 112V110H184ZM112 113V112H111ZM120 113V112H117ZM153 113V112H152ZM155 113V112H154ZM159 113V112H157ZM181 113V112H180ZM181 113V114H182ZM121 114V113H120ZM124 114V113H123ZM143 114V113H142ZM146 114V113H145ZM163 114V116H164ZM21 115V114H20ZM132 115V114H130ZM137 115V114H136ZM153 115V114H152ZM156 115V114H154ZM160 115V114H159ZM115 116V115H114ZM120 116V115H119ZM162 116V115H161ZM102 117V116H101ZM117 117V116H116ZM132 117V116H131ZM143 117V116H142ZM153 117V116H152ZM156 117V116H155ZM155 117L154 120H155ZM16 118V117H15ZM129 117L126 116V119ZM139 118V116H138ZM141 118V117H140ZM144 118V117H143ZM148 118V116H147ZM146 118V119H147ZM151 118V117H150ZM161 118V117H160ZM172 120H171V119ZM259 118V117H258ZM103 119V118H102ZM113 119V118H112ZM152 119V118H151ZM158 119V118H156ZM163 119V120H164ZM170 121H169V120ZM17 120V119H16ZM15 120V121H16ZM31 120V122H32ZM132 120V119H131ZM134 120V119H133ZM150 120V119H148ZM160 120V119H159ZM35 121V120H34ZM71 121V120H70ZM114 121V120H113ZM145 123L147 120H144ZM7 122V121H6ZM29 122V121H28ZM31 122L29 124H31ZM111 122V121H109ZM118 122V121H117ZM125 122V121H124ZM132 122V121H131ZM134 122V121H133ZM153 122V120L151 121ZM158 122V121H157ZM85 123V122H84ZM112 123V122H111ZM123 123V121H122ZM129 122H127L128 124ZM143 122V125H145ZM150 123V122H149ZM160 123V122H159ZM27 124L26 122L24 123ZM33 124V123H32ZM71 124V123H70ZM109 124V123H108ZM113 124V123H112ZM134 125V123H132ZM138 124V123H137ZM162 124V123H160ZM177 125V123H175ZM36 125V124H35ZM72 125V124H71ZM86 125V124H85ZM102 125V124H101ZM131 125V124H129ZM128 125V126H129ZM131 125V126H133ZM148 125V124H147ZM155 125V124H154ZM21 127V125H19ZM24 126V125H23ZM22 126V127H23ZM29 126V125H28ZM34 126V125H33ZM69 126V125H68ZM109 126V125H108ZM119 126V125H118ZM123 126V124H122ZM125 126V125H124ZM150 126V125H149ZM3 127V126H2ZM127 127V126H126ZM137 127V126H136ZM135 127V128H136ZM162 127V125H161ZM163 126V129L164 130ZM177 127V126H176ZM1 128V126H0ZM34 128V127H33ZM72 128V127H71ZM82 128V127H81ZM124 128V127H123ZM148 128V126L146 127ZM145 128V129H146ZM150 128V127H149ZM158 128V127H157ZM180 128V129H181ZM93 129V128H92ZM97 129V128H96ZM103 130V128H101ZM116 127L114 128L115 131ZM119 129V128H118ZM126 129V128H124ZM134 129V128H133ZM137 129V128H136ZM135 129V131H136ZM165 129V130H166ZM178 129V127L176 128ZM98 130V129H97ZM101 130V131H102ZM148 130V129H146ZM145 130V131H146ZM160 130V129H159ZM8 131V129H7ZM100 131V132H101ZM128 131V130H126ZM3 131L0 130V162L5 164L8 168L15 169L16 168V162L12 159L11 150H10V143H8V140L5 138V134L2 133ZM112 132V131H111ZM123 132V130L121 131ZM129 132V131H128ZM133 132V131H132ZM165 132V131H164ZM107 133V132H106ZM116 133V132H115ZM137 133V132H136ZM141 133V132H140ZM102 134V133H101ZM104 134V133H103ZM110 134V133H109ZM119 134V133H118ZM122 134V133H121ZM121 134H119L121 136ZM126 134V132H125ZM164 134V133H163ZM166 134V133H165ZM169 134V133H168ZM173 134V133H172ZM7 135V134H6ZM86 135V134H85ZM90 135V134H89ZM127 135V134H126ZM125 135V136H126ZM140 134H138L139 136ZM152 135V134H151ZM88 136V135H87ZM112 136V135H111ZM118 136V135H117ZM128 136V135H127ZM166 136V135H165ZM170 136V135H169ZM172 136V135H171ZM8 137V136H7ZM77 137V136H75ZM122 137V136H121ZM130 137V136H129ZM137 137V136H135ZM162 137V136H161ZM105 138V137H104ZM118 138V137H117ZM127 138V137H126ZM125 138V139H126ZM144 138V137H143ZM149 138V137H148ZM174 138V139H175ZM74 139V138H73ZM72 139V141H73ZM78 139V138H76ZM86 139V138H84ZM110 139V138H109ZM113 139V138H112ZM119 139V138H118ZM124 139V138H122ZM121 139V140H122ZM155 139V138H154ZM168 139V138H167ZM173 139V138H172ZM175 139V141H176ZM79 140V139H78ZM106 140V139H105ZM135 140V139H134ZM149 142V139H147ZM157 140V138H156ZM166 140V139H163ZM170 140V139H169ZM81 141V140H80ZM97 141V140H96ZM104 141V139L102 140ZM118 141V140H117ZM123 141V140H122ZM121 141V143H122ZM133 141V140H131ZM142 141V140H141ZM171 141V140H170ZM74 142V141H73ZM110 142V141H109ZM120 143V141H118ZM128 142V141H127ZM72 143V142H71ZM78 143V142H77ZM80 143V142H79ZM78 143V144H79ZM96 143V142H95ZM106 143V141H105ZM104 143V144H105ZM112 143V142H111ZM117 143V142H116ZM160 143V142H159ZM168 143V141H167ZM9 144V145H8ZM74 144V143H73ZM72 144V147H73ZM88 144V141H87ZM109 144V143H108ZM125 144V143H124ZM128 144V143H127ZM132 144V142H131ZM150 144V143H149ZM176 144V143H175ZM242 144V145H241ZM97 145H99L97 143ZM112 145V144H110ZM130 145V144H129ZM165 145V144H164ZM162 144V146H164ZM174 145V144H173ZM180 145V146H181ZM215 145V146H214ZM77 146V145H76ZM79 146V145H78ZM77 146V147H78ZM121 146V145H120ZM132 146V145H131ZM142 146V145H141ZM152 146V145H151ZM161 146V145H160ZM161 146V147H162ZM114 147V145H113ZM123 147V146H122ZM127 147V146H126ZM153 147V146H152ZM166 147V146H165ZM178 147V146H177ZM69 148V146H68ZM74 148V147H73ZM76 148V147H75ZM117 148V147H116ZM125 148V147H124ZM146 148V147H145ZM150 148V147H149ZM155 148V147H154ZM173 148V146H172ZM180 148V147H179ZM178 148V149H179ZM72 149V148H70ZM78 149H80L78 147ZM97 149V148H96ZM106 149V148H105ZM104 149V150H105ZM137 149V148H136ZM166 149V148H165ZM59 150V149H58ZM62 150V149H61ZM73 150V149H72ZM75 150V149H74ZM73 150V151H74ZM86 150V149H85ZM95 150V149H94ZM112 150V149H111ZM118 150V149H117ZM124 150V149H123ZM133 150V149H132ZM131 150V151H132ZM161 150V148H160ZM175 150V149H174ZM49 151V150H48ZM71 151V153L73 152ZM78 151V150H77ZM113 153L115 152L112 150ZM125 151V150H124ZM139 151V149H138ZM143 151V150H142ZM162 151V150H161ZM166 151V150H165ZM186 151V150H184ZM50 152V151H49ZM84 152V151H83ZM95 152V151H93ZM98 152V151H97ZM117 152V151H116ZM134 152V151H133ZM157 152V150H156ZM163 152V151H162ZM178 152V151H176ZM183 152V151H182ZM189 152V153H190ZM264 151L262 150L261 153ZM48 153V152H47ZM51 153V152H50ZM49 153V154H50ZM59 153V152H58ZM68 153V152H67ZM75 153V152H74ZM77 153V152H76ZM99 153V152H98ZM107 153V152H106ZM105 152H103L104 158L106 157ZM112 153V152H111ZM143 153V152H142ZM169 153V152H168ZM65 154V151L63 155ZM93 154V153H92ZM108 154V153H107ZM106 154V155H107ZM150 155L149 153H147ZM146 154V155H147ZM52 155V154H51ZM71 157V154H68ZM80 155V154H79ZM78 155V156H79ZM89 155V154H88ZM96 155V154H95ZM110 156V154H108ZM134 155V154H133ZM143 155V154H142ZM141 155V156H142ZM145 155V156H146ZM170 155V154H168ZM55 156V155H54ZM100 156V154L98 155ZM140 156V155H139ZM167 156V155H166ZM180 157V155H178ZM48 157V156H47ZM50 157V156H49ZM52 157V156H51ZM50 157V158H51ZM63 157V156H62ZM67 157V156H66ZM73 157V155H72ZM75 157V156H74ZM94 157V156H92ZM113 157H115L113 155ZM117 157V156H116ZM138 157V156H137ZM144 157V156H143ZM155 157V155H154ZM172 156H170L171 158ZM174 157V156H173ZM182 157V158H184ZM257 159V158H259ZM55 158V157H54ZM84 158V157H83ZM89 158V157H88ZM87 158V159H88ZM136 158V156H135ZM142 158V157H141ZM167 158V157H166ZM169 158V157H168ZM64 159V158H63ZM69 159V157H68ZM75 159V158H73ZM80 159V158H79ZM98 159V158H97ZM115 159V158H114ZM143 159V158H142ZM159 159H161L159 157ZM164 159V158H163ZM162 159V160H163ZM175 159V158H174ZM53 160V159H52ZM51 160V161H52ZM61 160V159H59ZM71 160V159H70ZM84 160V159H83ZM90 160V159H89ZM109 160V159H108ZM116 160V159H115ZM133 160V159H132ZM258 160V161H257ZM18 161V160H17ZM47 161V159L45 160ZM50 161V160H49ZM64 161V160H63ZM80 161V160H79ZM87 161V160H85ZM107 161V160H106ZM118 161V160H117ZM116 161V162H117ZM141 161V160H140ZM148 161V159H147ZM159 161V160H158ZM168 161V160H167ZM179 161V160H178ZM71 162V161H70ZM82 162V161H81ZM108 162V161H107ZM110 162V161H109ZM114 162V160H113ZM115 162V163H116ZM132 162V161H131ZM130 162V163H131ZM149 162V161H148ZM257 162V163H254ZM259 162V163H258ZM40 163V162H39ZM43 163V162H42ZM55 163V162H54ZM59 162H57L58 164ZM76 163V162H75ZM87 163V162H86ZM85 163V165H86ZM99 163H101L99 161ZM106 163V162H102ZM134 162H132L133 165ZM137 163V161H136ZM48 164V163H47ZM50 164V162H49ZM70 164V163H69ZM88 164V163H87ZM97 164V163H96ZM112 164V163H111ZM146 164V163H145ZM152 164V163H151ZM162 164V163H161ZM174 164V163H173ZM179 164V163H178ZM186 164V163H185ZM191 164V163H190ZM188 164V165H190ZM38 165V164H37ZM36 165V166H37ZM46 165V164H45ZM61 165V164H60ZM89 165V164H88ZM87 165V166H88ZM107 165V164H106ZM116 165H118L116 163ZM167 165V164H166ZM175 165V164H174ZM47 166V165H46ZM54 166V165H52ZM51 166V167H52ZM105 166V165H104ZM134 166V165H133ZM139 166V165H138ZM137 166V167H138ZM148 166V165H147ZM146 166V167H147ZM164 166V165H163ZM177 166V162H176ZM35 167V166H34ZM65 167V166H64ZM108 167V166H107ZM116 167V166H115ZM182 167V164H181ZM1 168V166H0ZM30 168V167H29ZM49 168V166H48ZM61 168V167H60ZM82 168V167H81ZM83 168H85L83 166ZM91 168V166H90ZM89 168V169H90ZM97 168V167H96ZM143 168V167H142ZM145 168V167H144ZM143 168V170H144ZM152 168V166H151ZM156 168V166L154 167ZM165 169V167H163ZM34 169V168H33ZM37 169V168H36ZM39 169V168H38ZM51 169V168H50ZM58 169V168H56ZM102 169V168H101ZM109 169V168H108ZM117 169V168H115ZM52 170V169H51ZM60 170V169H59ZM79 170V169H78ZM88 170V169H87ZM103 170V169H102ZM112 170V169H111ZM139 170V169H138ZM151 170V169H150ZM157 170V169H156ZM174 170V169H173ZM42 171V170H41ZM54 171V170H53ZM63 171V170H61ZM145 171V170H144ZM154 171V170H153ZM159 171V169H158ZM156 171V172H158ZM161 171V170H160ZM165 171V170H164ZM163 171V172H164ZM172 171V170H170ZM181 171V170H180ZM52 172V171H51ZM57 172V171H55ZM54 172V173H55ZM70 172H72L70 170ZM84 172V171H83ZM90 172V171H89ZM92 172V171H91ZM117 172V171H116ZM143 172V171H142ZM166 172V171H165ZM176 172V171H175ZM179 172V171H178ZM42 173V172H41ZM47 173V172H46ZM68 173V172H67ZM98 173V172H97ZM106 173V172H105ZM111 174V172H109ZM114 173V171H113ZM168 173V172H167ZM181 173V172H180ZM20 174V173H19ZM39 174V173H38ZM44 174V173H43ZM50 174V173H49ZM76 174V173H75ZM85 174V173H84ZM107 174V173H106ZM166 174V173H165ZM172 174V172H171ZM47 175V174H46ZM60 175V174H59ZM68 175V174H66ZM70 175V173H69ZM72 175V173H71ZM74 175V174H73ZM87 175V174H86ZM98 175V174H97ZM148 175V174H147ZM152 175V174H151ZM154 175V174H153ZM157 175V174H156ZM155 175V177H156ZM164 175V174H163ZM181 175V174H180ZM179 175V176H180ZM20 176V175H19ZM45 175H43L44 177ZM50 175H47V177ZM52 176V175H51ZM64 175H62L63 177ZM82 176V175H81ZM92 176V175H91ZM94 176V175H93ZM105 176V175H104ZM113 176V175H112ZM137 176V177H135ZM166 176V175H164ZM23 177V176H22ZM34 177V176H33ZM38 177V176H37ZM45 177L44 179H46ZM70 177V176H69ZM79 177V176H78ZM98 177V176H97ZM108 177V175H107ZM130 177V176H129ZM128 177V178H129ZM143 177V175H142ZM66 178V177H65ZM71 178V177H70ZM74 178V177H73ZM88 178V177H87ZM96 178V176H95ZM109 178V177H108ZM127 178V177H126ZM140 178V177H139ZM144 178V177H143ZM164 178V177H163ZM167 177L166 179H168ZM40 179V178H39ZM56 179V178H55ZM64 179V178H63ZM148 179V178H147ZM59 180V179H58ZM74 180V179H72ZM86 180V179H85ZM82 180V181H85ZM106 180V179H105ZM113 180V179H112ZM128 180V179H127ZM141 180V179H139ZM138 180V181H139ZM150 180V179H148ZM147 180V181H148ZM162 180V179H161ZM171 180V179H170ZM41 181V180H40ZM48 181V179H47ZM61 181V180H60ZM69 181V180H68ZM97 181V180H96ZM101 181V180H100ZM146 181V180H143ZM163 181V180H162ZM166 181V180H165ZM36 182V181H35ZM51 182V181H50ZM48 182V183H50ZM58 182V181H57ZM63 182V181H62ZM89 182V181H88ZM94 182V180H93ZM99 182V181H98ZM110 182V181H109ZM130 182V181H129ZM141 182V181H140ZM160 182V181H159ZM44 183V182H43ZM41 183V184H43ZM53 183V182H52ZM61 183V182H60ZM65 183V180L64 182ZM68 183V182H67ZM66 183V184H67ZM71 183V181H70ZM92 183V182H91ZM135 183V182H134ZM147 183V182H146ZM151 183V182H150ZM170 183V182H169ZM180 183V181H179ZM180 183V184H181ZM39 184V183H38ZM40 184V186H42ZM58 184V183H57ZM81 184V183H80ZM89 184V183H88ZM131 184V183H130ZM148 184V183H147ZM173 184V181H172ZM44 185V184H43ZM56 185V184H55ZM64 185V184H63ZM90 185V184H89ZM88 185V186H89ZM92 185V184H91ZM98 185V184H97ZM108 185V184H107ZM142 185V184H141ZM144 185V184H143ZM159 185V184H158ZM164 185V184H162ZM171 185V184H170ZM174 185V184H173ZM54 185H52L50 188L52 189ZM66 187V185H64ZM75 186V185H74ZM73 186V187H74ZM96 186V184H95ZM93 186V187H95ZM114 186V185H113ZM134 186V185H133ZM136 186V185H135ZM139 186V185H138ZM138 186H136V189L138 190ZM145 186V185H144ZM147 186V185H146ZM154 186V185H153ZM157 186V185H156ZM55 187V186H54ZM69 187V186H68ZM83 187V186H82ZM87 187V186H86ZM92 187V186H91ZM177 187V186H176ZM181 187V186H180ZM42 188V187H39ZM63 188V187H62ZM75 188V187H74ZM78 188V187H77ZM85 188V187H84ZM83 188V189H84ZM141 188V187H140ZM143 188V187H142ZM162 188V187H161ZM160 188V189H161ZM174 188V187H173ZM32 189V188H31ZM44 189V188H42ZM48 189V188H47ZM92 189V188H91ZM150 189V188H149ZM158 189V190H160ZM166 189V188H165ZM171 189V188H170ZM41 190V189H40ZM54 190V189H53ZM62 190V189H61ZM67 190V188H66ZM85 190V189H84ZM112 190V189H111ZM116 190V188H115ZM134 190V189H133ZM132 190V191H133ZM140 190V189H139ZM153 190V189H152ZM23 190L21 189V192ZM60 191V190H59ZM63 191V190H62ZM68 191V190H67ZM79 190V192H82ZM107 191V189H106ZM113 191V190H112ZM163 191V189H162ZM161 191V192H162ZM169 191V190H168ZM176 191V190H175ZM40 192V191H39ZM76 192V191H75ZM78 192V190H77ZM82 192V194H83ZM114 192V191H113ZM117 192V191H115ZM135 192V191H134ZM154 192H156L154 190ZM180 192V191H179ZM196 192V193H195ZM41 193V192H40ZM43 193V192H42ZM65 193V192H64ZM127 193V191H126ZM145 193V192H144ZM159 193V192H158ZM171 193V192H170ZM169 193V194H170ZM175 193V192H174ZM177 193V192H176ZM175 193V194H176ZM112 194V192H111ZM128 194V193H127ZM148 194V192H147ZM146 199L150 202L151 207L148 208L151 209V215L153 216L152 222L155 221L157 225H160V229L162 231L161 235H163L164 239H167L168 235L170 234V231L166 229L164 224V220H166L163 216L161 208L164 204H167L166 199L160 200L158 198L159 196H156V194L147 195ZM167 194V192H166ZM167 194V195H169ZM181 194V193H178ZM177 194V195H178ZM195 194V195H194ZM21 195V193H20ZM35 195V194H34ZM104 195V196H103ZM110 195V194H109ZM143 195V194H142ZM31 196V195H30ZM42 196V195H41ZM47 196V195H46ZM66 196V195H65ZM75 196V195H74ZM77 196V195H76ZM120 196V197H122ZM48 197V196H47ZM46 197V198H47ZM119 199L117 200H120ZM129 197V196H128ZM170 197V196H169ZM172 197V196H171ZM177 197V196H175ZM182 197V196H180ZM37 198V197H35ZM40 198V196H39ZM38 198V199H39ZM42 198V197H41ZM44 198V196H43ZM81 198V196H80ZM84 198V197H82ZM133 198V197H132ZM138 198V197H137ZM174 198V197H172ZM183 198V197H182ZM52 199V198H51ZM68 199V198H66ZM75 199V198H73ZM87 199V197H86ZM125 199V198H124ZM131 199V196H130ZM169 199V198H168ZM12 200V199H11ZM44 200V199H43ZM50 200V199H49ZM48 200V201H49ZM173 200V199H171ZM183 200V199H182ZM24 201V200H23ZM22 201V202H23ZM67 201V200H66ZM116 201V199H115ZM125 201V200H124ZM143 201V199H142ZM184 201V200H183ZM181 201V202H183ZM21 202V196H19L18 201L16 202V207L19 206ZM33 202V201H32ZM37 202V201H36ZM54 202V200H53ZM70 202V201H69ZM74 202V201H73ZM87 202V201H86ZM148 202V203H149ZM185 202V201H184ZM39 203H41L39 201ZM84 203V202H83ZM116 203H119L117 201ZM122 202H120L121 204ZM134 203V202H132ZM136 203V201H135ZM138 203V202H137ZM146 203V202H145ZM144 203V204H145ZM32 204V203H31ZM36 204V203H35ZM62 204V203H61ZM72 204V203H71ZM77 204V202H76ZM80 204V203H79ZM123 204V203H122ZM129 203H126V205ZM141 204V202H140ZM37 205V204H36ZM40 205V204H39ZM52 205V203H51ZM66 205V204H64ZM63 205V206H64ZM69 205V203H68ZM78 205V204H77ZM84 205V204H83ZM131 205V203H130ZM149 205V204H148ZM181 205V206H182ZM186 205V206H185ZM23 206V205H22ZM67 206V205H66ZM72 206V205H71ZM75 206V205H74ZM121 206V205H119ZM123 206V205H122ZM136 206V205H135ZM179 206V207H181ZM26 207V206H25ZM37 207V206H35ZM43 207V206H42ZM48 207V206H47ZM51 207V206H49ZM69 206H67L68 209ZM79 207V205H78ZM114 207V208H113ZM167 207V206H166ZM38 208V207H37ZM44 208V207H43ZM84 208V207H83ZM136 208V207H135ZM139 208V207H138ZM182 208V207H181ZM54 209V207L50 208ZM48 209V210H50ZM62 209V206H61ZM66 209V211H67ZM77 209V207H76ZM118 209V207H117ZM116 209V210H117ZM122 209V208H121ZM142 209V208H141ZM145 209V208H144ZM165 209V208H164ZM21 210V208H20ZM23 210V209H22ZM50 210V213L51 211ZM75 210V208H74ZM119 210V209H118ZM117 210V211H118ZM124 210V209H122ZM163 210V209H162ZM167 210V209H166ZM172 210V209H171ZM14 211V210H13ZM38 211V209H37ZM64 211V210H63ZM128 211V210H126ZM137 211V210H136ZM169 211V210H168ZM181 211V209H180ZM43 212V211H42ZM45 212V211H44ZM47 212V211H46ZM45 212V214H46ZM85 212V211H83ZM143 210H138V213H142ZM147 212V211H146ZM147 212V213H149ZM54 213V212H53ZM62 213V212H61ZM71 214L70 212H68ZM67 212H65L64 216H67V218H70ZM145 213V212H144ZM143 213V214H144ZM171 213V212H170ZM10 214V213H9ZM77 214V215H78ZM127 214V215H126ZM130 214V213H129ZM142 214V217L144 215ZM42 215V214H41ZM51 215V214H50ZM63 215V213L61 214ZM76 215V216H77ZM147 215V214H146ZM150 215V214H148ZM19 216V215H18ZM22 216V215H21ZM52 216V215H51ZM63 216V217H64ZM118 216V217H117ZM139 216V215H137ZM167 216V215H166ZM23 217V216H22ZM25 217V216H24ZM48 217V216H47ZM61 218V220L63 219ZM72 217V215H71ZM86 216L84 215V218ZM89 217V216H88ZM118 218H120L118 220ZM139 218V217H138ZM146 217L142 218V220H145ZM150 218V217H148ZM27 219V218H26ZM45 219V218H44ZM72 219V218H71ZM87 219V218H86ZM123 219V218H122ZM150 219V220H151ZM173 219V218H172ZM171 219V220H172ZM11 222H13V225H20L21 222L14 217L13 214H11L10 219ZM7 220V221H8ZM30 220V219H29ZM37 220V219H36ZM58 220V219H57ZM68 221L69 219H65L63 221ZM84 220V219H82ZM147 220V218H146ZM28 221V220H27ZM53 221V220H52ZM66 221V222H67ZM72 221V220H71ZM124 220H121L123 222ZM140 221V219H139ZM138 221V222H139ZM168 221V220H167ZM10 222V221H9ZM29 222V221H28ZM58 222V221H57ZM137 222V223H138ZM148 222V221H147ZM151 222V221H150ZM155 222H153L155 224ZM32 223V222H31ZM30 223V224H31ZM50 223V222H49ZM62 223V222H61ZM6 224V223H5ZM46 224V223H45ZM64 224V223H63ZM69 224V223H68ZM134 224V225H133ZM141 224V223H140ZM147 224V223H146ZM150 225L152 223H149ZM44 225V224H43ZM48 225V224H46ZM66 225V224H65ZM173 225V224H172ZM182 225L187 226L188 231L182 227ZM10 226V225H9ZM36 226V225H35ZM59 226V225H58ZM99 226V228H98ZM147 226V225H146ZM154 226V227H156ZM169 226V224H168ZM15 227V226H14ZM68 227V226H66ZM4 228V226L2 227ZM32 228V227H31ZM47 228V227H46ZM55 228V227H54ZM159 228V227H158ZM13 229V228H12ZM51 229V228H50ZM100 229L102 231H100ZM138 229V228H137ZM141 229V228H140ZM146 229V228H145ZM173 229V228H172ZM26 230V229H25ZM34 230V229H33ZM64 230V229H62ZM155 229H153L154 231ZM14 231V230H12ZM9 232V231H8ZM22 232V230L20 231ZM36 232V231H35ZM47 232V231H46ZM65 232V231H64ZM102 232H104L109 239V246L107 247V253L105 257H102V261L99 263H94L93 257L97 256L99 257L104 249V241ZM151 232V230L149 231ZM155 232V231H154ZM72 233V231L70 232ZM140 233V231H139ZM153 233V232H152ZM156 233V232H155ZM14 234V233H13ZM24 234V233H23ZM39 234V233H38ZM48 234V232H47ZM46 234V235H47ZM143 234V233H142ZM146 234V233H145ZM143 234V235H145ZM160 234V233H159ZM172 234V232H171ZM12 235V234H11ZM10 235V236H11ZM49 235V234H48ZM140 235V234H137ZM150 235V234H149ZM155 235V234H154ZM22 236V235H21ZM146 236V235H145ZM1 237H3L1 235ZM0 237V238H1ZM23 237V236H22ZM45 237V236H44ZM47 237V236H46ZM140 237V236H139ZM151 236H149L150 238ZM156 237V236H155ZM137 238V236H136ZM145 238V237H144ZM147 238V237H146ZM159 238V236H158ZM173 238V237H172ZM4 239V238H3ZM6 239V238H5ZM16 239V238H15ZM22 239V238H21ZM39 239V238H38ZM42 239V237H41ZM44 239V238H43ZM142 239V238H141ZM155 239V238H154ZM153 239V240H154ZM169 239V237H168ZM167 239V240H168ZM29 240V239H27ZM45 240V239H44ZM121 240V242H120ZM35 241V240H34ZM137 241V240H136ZM139 241V240H138ZM145 241V240H144ZM170 241V240H169ZM174 241V240H173ZM262 241V242H261ZM13 242V241H12ZM40 242V241H39ZM148 242V240H147ZM260 243H263L262 245H259ZM32 243V242H31ZM42 243V242H41ZM40 243V245H41ZM144 243V242H143ZM146 243V242H145ZM151 243V242H150ZM5 244V243H4ZM33 244V243H32ZM38 244V243H37ZM26 245V244H25ZM39 245V244H38ZM45 245V244H44ZM18 246V245H17ZM20 246V245H19ZM33 246V245H32ZM23 247V246H22ZM30 247V245H29ZM38 247V246H37ZM91 251H90V248ZM27 248V247H26ZM33 248V247H32ZM48 249V248H47ZM14 250V249H13ZM46 250V248H45ZM30 251V250H29ZM37 251V250H36ZM42 251V250H41ZM14 252V251H13ZM13 252H11L13 254ZM32 253V252H31ZM10 254V253H9ZM16 253H14L15 255ZM75 254V255H74ZM5 247L3 246L0 249V264H9L7 263L5 257ZM13 255V256H14ZM31 255V254H30ZM37 255V254H36ZM12 256V257H13ZM71 256V255H70ZM15 257V256H14ZM50 257V256H49ZM66 257V256H65ZM68 257V256H67ZM11 258V257H9ZM34 258V257H33ZM37 258V257H35ZM14 259V258H12ZM10 260V264H14L13 260ZM77 259V258H76ZM15 260V259H14ZM43 260V259H42ZM69 260V259H68ZM67 260V261H68ZM32 261V260H31ZM34 261V260H33ZM44 264H48V260ZM72 261V260H71ZM18 261L15 262V264ZM37 262V261H36ZM79 263V262H78ZM18 264V263H17ZM35 264V263H34ZM41 264V263H40ZM70 264V263H68ZM73 264V263H72ZM80 264V263H79Z\"/></svg>",
	"mask_w": 264,
	"mask_h": 264
},
{
	"label": "water",
	"instance_id": "water-1",
	"mask_svg": "<svg viewBox=\"0 0 264 264\" xmlns=\"http://www.w3.org/2000/svg\"><path fill=\"white\" fill-rule=\"evenodd\" d=\"M135 38V37H134ZM134 40V39H133ZM130 46H131V44H125L124 45V47L119 51V53L117 54V56H116V58H115V64H114V68L115 69H118L120 66H121V64L123 63V60H124V58H125V56H126V54L128 53V51H129V49H130ZM106 69H98V70H95L94 71V76H98V75H100V74H102V73H104V71H105Z\"/></svg>",
	"mask_w": 264,
	"mask_h": 264
}]
</instances>
